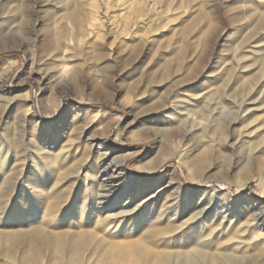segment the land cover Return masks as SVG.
I'll list each match as a JSON object with an SVG mask.
<instances>
[{"label": "rangeland", "instance_id": "rangeland-1", "mask_svg": "<svg viewBox=\"0 0 264 264\" xmlns=\"http://www.w3.org/2000/svg\"><path fill=\"white\" fill-rule=\"evenodd\" d=\"M15 1L0 6L2 222L31 203L42 210L36 185L107 183L121 196L92 222L111 218L117 242L142 241L144 264H264V0L246 18L240 0H207L219 31L191 57L200 56L193 74L161 71L162 48L180 45L192 5L30 0L20 14ZM221 123L225 133H213ZM81 200L39 217V232L78 233L74 223L88 219L73 210ZM97 236L82 264L106 262L111 243L96 251ZM20 257L0 251V264ZM38 261L55 264L50 252Z\"/></svg>", "mask_w": 264, "mask_h": 264}, {"label": "bare ground", "instance_id": "bare-ground-1", "mask_svg": "<svg viewBox=\"0 0 264 264\" xmlns=\"http://www.w3.org/2000/svg\"><path fill=\"white\" fill-rule=\"evenodd\" d=\"M3 1L4 0H0V6L3 5ZM29 1L30 0L15 1V7L20 14L29 11L31 8ZM239 2V9L236 11L238 14L237 16L246 18L252 9L250 5L253 4V0L235 1V3ZM159 3L163 8H166L169 4V0H160ZM188 4L192 5V8H196V10L193 9L191 13L192 20L182 28L177 39H175V43H180V45L172 48L171 44L166 43L162 48L163 54L161 55V60L164 62L161 67L162 74H167L172 71H185L189 74H193L198 68L200 56L197 57L194 64L191 57L197 52V48H201V51H205L214 35L219 31V23L215 18V6L212 3H209V1L207 2V0H179V8L186 7ZM232 10L233 9L229 6L226 7V14L233 26L236 23L234 22ZM71 18H76V15L72 14ZM256 25L257 28L262 29L264 25V13L260 17H257ZM47 37L48 36H44L45 39ZM197 42L198 44H196ZM236 42L232 34L226 38V43H230L231 46ZM224 45L225 44H223V46ZM154 47L155 45L152 48V52ZM172 53L174 57L168 58V55ZM261 84L262 83H259L258 86ZM127 89L129 95L132 93L136 95L140 93V90L135 87H129ZM213 133L223 135L225 133V125L223 123L217 125L213 129ZM261 154H264V148ZM44 159L46 163L50 161L48 156ZM69 178L71 177L69 176ZM78 182L79 180L75 179L71 188L66 192L62 191L63 186L49 190V184L42 187L36 185L34 188L35 200L39 201L42 196H46V199L43 200V207L40 212H36L34 203H31L29 204L30 206H26L25 209L18 210L19 212L16 214L15 220H12L14 223L6 224V222H2V219H0V251H2L3 257L7 259V261H12L15 258V254L20 253L21 257L18 258V260L21 264H42L38 259H45L46 253L50 252L53 254L55 264H82L85 253L93 248L90 241L94 238L97 239V234L101 233L103 238L97 240L95 247L96 251L103 252L106 245L105 242L111 243L110 248L103 254V258L106 262L102 263H145V245L142 241L129 242L127 240V243L117 242L116 236L107 228L108 223L113 222L111 218L101 219L100 223L97 225L92 222L100 218L101 212L105 210L106 207L113 206L116 203L115 199L119 198L121 193L116 192V190L113 191L112 185L107 183L94 185L90 188L91 190H88L86 186L77 187ZM74 199L81 200V202L75 201L76 205L73 207V210L76 211L77 218L83 215L88 217L87 221H82V219L74 223L75 228L81 229L78 233L72 235L73 233H69L68 231L46 234L39 232L40 225L37 223L39 217H55L57 212L65 214L66 208H62V206L65 203H70V201ZM85 205L88 207L87 209L84 208ZM16 206L23 207V205L20 206V204ZM28 207L31 209L28 213H25L24 210L27 211ZM8 216L9 215L4 214L5 219H9ZM91 222L93 224H91ZM158 261L161 264L164 263L162 259H158Z\"/></svg>", "mask_w": 264, "mask_h": 264}]
</instances>
